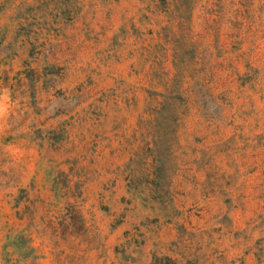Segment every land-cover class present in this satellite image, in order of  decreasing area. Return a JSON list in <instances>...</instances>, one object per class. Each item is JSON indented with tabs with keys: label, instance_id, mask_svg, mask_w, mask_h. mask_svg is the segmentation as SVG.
I'll return each mask as SVG.
<instances>
[{
	"label": "rangeland",
	"instance_id": "obj_1",
	"mask_svg": "<svg viewBox=\"0 0 264 264\" xmlns=\"http://www.w3.org/2000/svg\"><path fill=\"white\" fill-rule=\"evenodd\" d=\"M0 264H264V0H0Z\"/></svg>",
	"mask_w": 264,
	"mask_h": 264
}]
</instances>
